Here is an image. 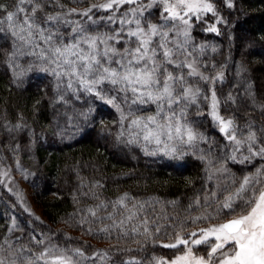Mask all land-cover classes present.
I'll return each mask as SVG.
<instances>
[{
	"label": "snow or ice",
	"instance_id": "obj_1",
	"mask_svg": "<svg viewBox=\"0 0 264 264\" xmlns=\"http://www.w3.org/2000/svg\"><path fill=\"white\" fill-rule=\"evenodd\" d=\"M242 3L94 0L83 8L62 0L0 3V65L10 73L9 87L24 91L33 81L48 82L33 102L31 122L20 112L15 123H0L8 138L6 144L0 139V147L14 161L0 157V190L15 198L7 205L11 222L0 236V264H264V121L258 125L246 113L240 124L236 111L246 100L264 114L249 68L232 55ZM207 34L228 38L224 63L205 59L218 51ZM258 39L264 42V34ZM230 63L237 82L222 95L217 85L228 80ZM45 99L47 123L41 124L36 117ZM104 107L117 118L100 119L97 127ZM205 126L217 135L209 136ZM93 129L105 145L125 154L138 149L163 168L183 171L190 160L199 162L198 174L184 178L186 191L166 199L130 190L105 196L107 177L83 175L77 161L71 169L72 211L63 222L83 235L114 241L103 247L62 229H37L36 222H44L13 175L31 178L36 187L46 176L39 162L35 171L25 168L22 155L40 141H75ZM18 214L30 217L27 239Z\"/></svg>",
	"mask_w": 264,
	"mask_h": 264
},
{
	"label": "trees",
	"instance_id": "obj_2",
	"mask_svg": "<svg viewBox=\"0 0 264 264\" xmlns=\"http://www.w3.org/2000/svg\"><path fill=\"white\" fill-rule=\"evenodd\" d=\"M4 2L11 4L14 0H0V3ZM62 2L67 7L83 8L87 7L88 3L94 2V0H88L86 3H73L72 0H62ZM239 6L243 8V12L239 14L238 24L235 28L232 41V55L235 61L243 60L245 62L249 68L247 75L249 79L254 81L257 91V101L264 103V42L258 39L261 34H264V0H243V3ZM53 10L49 9V11ZM200 38L204 37L201 36ZM206 38L215 42L218 46V51L214 55L209 53L205 56V59H214L218 64L224 63L229 52L228 38L226 36L217 37L215 34H207ZM9 78L10 73L7 72L3 65H0V123H3L4 119L15 123L20 112L31 122L34 119L33 102L43 95L42 89L45 83L48 82L33 81L30 85L26 86V90L21 91L14 87H9ZM236 82L235 64L230 63L228 80L223 86L217 85V87L222 95H226L227 91ZM38 86L41 91L37 90ZM50 88L51 85L49 84ZM247 104L246 100L242 101L241 107L236 110L238 122L243 124L247 119L245 114L250 113L251 118L259 125L264 121V114L258 109L252 110ZM41 112L42 115L36 117V119H39L41 124H46L47 120L44 117L47 115V99L42 104ZM101 113L96 117L97 127L100 119L110 122L117 118L114 110L108 107L102 108ZM225 114L227 115L228 113L226 112ZM36 130L37 132L40 131L39 125L36 127ZM205 130L209 136L217 135L207 126H205ZM0 139L5 144L7 143L8 138L2 131H0ZM133 156L138 157V159H133ZM0 157H8L4 162L14 164L11 154L4 151L2 147H0ZM77 161H79L83 175L97 179L107 177V187L103 190V195L105 196H114L118 192L130 190L136 196L157 195L171 199L186 191L184 178L196 176L199 167V162L191 160L187 169L183 171L160 167L159 164H153L151 158L143 157L138 149L125 154L111 143L105 145L104 140H98L96 129L78 136L75 141H65L56 144H49L43 141L38 142L28 155H22V163L25 168L35 171L36 164L39 162L40 170L46 176V180L43 182L36 181V187H33L30 182L31 178L29 181H25L20 173L14 172L30 189L34 202L41 210V214L38 217L44 223L41 225L39 222H36L37 229L45 233L49 229L53 231L62 229L63 232L69 233L73 237L87 240L91 244L100 247L114 243V241L94 239L83 235L79 229L73 228L70 224L63 222L65 214L72 211L71 192L75 186V174L71 169L76 165ZM65 165L68 166L67 170L65 169ZM94 165L98 166V171L94 170ZM133 170L136 173L134 176L122 178V174ZM188 194H191L190 189L188 190ZM12 200H14V197L11 194L5 190H0V236L6 231L4 226L11 222V213L7 205ZM87 202L90 203L91 201ZM28 219L30 217L27 214H24L22 217L18 214V221L21 227L25 228V239H27L26 221ZM16 235H20L19 230H17ZM59 242L63 243V237H61ZM71 243H76V241H72ZM157 254L162 253L157 250ZM132 255L143 254L133 252Z\"/></svg>",
	"mask_w": 264,
	"mask_h": 264
},
{
	"label": "rangeland",
	"instance_id": "obj_3",
	"mask_svg": "<svg viewBox=\"0 0 264 264\" xmlns=\"http://www.w3.org/2000/svg\"><path fill=\"white\" fill-rule=\"evenodd\" d=\"M13 175H14L16 181H17L16 187H18L19 190L23 191V193L25 194V196L27 198L28 206L31 208L32 212L34 214H36V216L38 217L41 214V210H40L39 206L34 202V199H33L32 195H31L30 189L26 186V184L23 182V180L20 179V177H18L14 173H13ZM4 190L6 191V189H4Z\"/></svg>",
	"mask_w": 264,
	"mask_h": 264
}]
</instances>
